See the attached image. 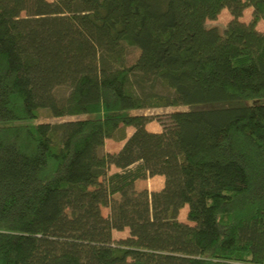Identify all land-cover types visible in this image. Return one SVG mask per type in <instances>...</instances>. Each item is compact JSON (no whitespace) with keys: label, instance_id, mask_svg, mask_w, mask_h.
Listing matches in <instances>:
<instances>
[{"label":"trees","instance_id":"trees-1","mask_svg":"<svg viewBox=\"0 0 264 264\" xmlns=\"http://www.w3.org/2000/svg\"><path fill=\"white\" fill-rule=\"evenodd\" d=\"M262 19L264 0H0V264H264Z\"/></svg>","mask_w":264,"mask_h":264},{"label":"crops","instance_id":"crops-1","mask_svg":"<svg viewBox=\"0 0 264 264\" xmlns=\"http://www.w3.org/2000/svg\"><path fill=\"white\" fill-rule=\"evenodd\" d=\"M227 9H223L222 12ZM228 11V10H227ZM253 8L247 7L244 10L243 16L239 18L240 21L248 23L252 18ZM233 19L231 17L230 21ZM263 20H260L257 24V29L260 31H264V27H262ZM147 129L152 132H161L163 130V124L159 121L152 120L147 124ZM135 129L132 126L126 128V137L124 139L121 138H108L105 141V152L106 153H117L119 152L122 147L124 146L127 138H129ZM121 171L115 165L110 166L109 173H115ZM165 187V177L162 175H156L153 177H148L146 179H139L135 182V189L133 191L134 196H137L139 193L143 191H148L149 193L152 192H159L163 190ZM123 201V197L120 193H116L112 196V205L110 207H102V213L104 216L114 215L118 212V208ZM182 212V211H181ZM181 214V213H180ZM179 214L180 220H182ZM183 221V220H182ZM129 236V229L126 228L123 231L113 230V237L115 239L126 238Z\"/></svg>","mask_w":264,"mask_h":264},{"label":"rangeland","instance_id":"rangeland-1","mask_svg":"<svg viewBox=\"0 0 264 264\" xmlns=\"http://www.w3.org/2000/svg\"><path fill=\"white\" fill-rule=\"evenodd\" d=\"M49 1H54V0H49ZM227 10H224L223 12L221 11V13L219 14V16L216 20H207V25L208 26H217L221 29L226 27L227 24L230 22V19L232 17L229 10L228 11ZM262 27H264V21L262 22ZM162 91H164V90L162 89ZM55 92L59 95H66L68 92V87H67V85L59 86L55 89ZM179 109L184 110L185 107H179ZM173 110H174V108H172V107L151 108V109L145 110L144 112H145V114L153 117L154 118L153 120L159 121L161 123H168L169 122V115ZM78 118H79L78 116H67L64 118V120H75ZM58 121H60V120H58V119L53 120V122H58ZM181 211H180V213H181L180 216L182 217L181 219L185 222H189L187 220V207L183 208ZM68 213L71 215V209L68 210ZM179 219H180V217H179Z\"/></svg>","mask_w":264,"mask_h":264}]
</instances>
